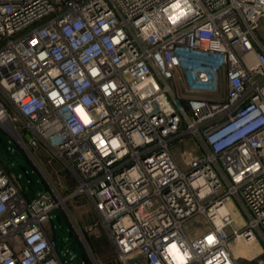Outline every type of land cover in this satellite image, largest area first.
Instances as JSON below:
<instances>
[{"label": "built area", "instance_id": "obj_1", "mask_svg": "<svg viewBox=\"0 0 264 264\" xmlns=\"http://www.w3.org/2000/svg\"><path fill=\"white\" fill-rule=\"evenodd\" d=\"M0 128L75 184L28 198L0 159V264H67L53 212L79 196L119 264H240L230 241H264V0H0Z\"/></svg>", "mask_w": 264, "mask_h": 264}, {"label": "rangeland", "instance_id": "obj_2", "mask_svg": "<svg viewBox=\"0 0 264 264\" xmlns=\"http://www.w3.org/2000/svg\"><path fill=\"white\" fill-rule=\"evenodd\" d=\"M29 138L30 137L27 135L25 140L28 141ZM189 143L190 141L186 140L184 143H178L175 146L182 160L183 167H188L192 155ZM2 156H8V158L3 159ZM15 156H19L20 159L26 163L25 166H22L14 161L11 167L16 174L22 175L20 182L23 186H27L32 190L35 188H43L46 190L47 187H51V183L58 190L62 198H66L74 192V177L64 165L59 161H56L58 164H53V167L47 165V175H44L36 162L28 154L24 153L16 139L5 129L0 128V159L9 170H12L9 161ZM45 157L47 156L40 158L41 162L46 165ZM25 195L31 198L26 192ZM65 205L67 209L62 207L53 212L52 223L56 227V233L59 234L61 229H64L66 232V243H68V247L71 249V255L66 257L68 260L67 264H72L71 260L75 255H78V264H113V261H109L112 259H109L111 254L110 250L112 248L107 235L102 226L97 224V218L87 198L84 196L74 197L68 200ZM237 222L239 225H243L244 223L240 218H238ZM76 223H80L82 226L93 227V230L88 232L79 225V230L83 234L85 241H83L78 234L75 226ZM206 229V222L200 217L194 218L187 225V231L190 235H199ZM95 244L101 245L103 249L100 252L96 251L94 249ZM58 246H60V243ZM58 249L65 258L63 249L60 247ZM88 249L91 252H89ZM230 249L240 264H251L264 256V241L260 235H258V239L250 245L237 241H230ZM106 258L109 259L107 260L108 262L106 260L104 261Z\"/></svg>", "mask_w": 264, "mask_h": 264}, {"label": "crops", "instance_id": "obj_3", "mask_svg": "<svg viewBox=\"0 0 264 264\" xmlns=\"http://www.w3.org/2000/svg\"><path fill=\"white\" fill-rule=\"evenodd\" d=\"M176 144L173 146V152H174V154H175V157L177 158V160H178V162L180 163V164H183L182 163V160H181V158H180V156H179V154L177 153V151H176ZM47 154V155H46ZM36 156H37V160L39 161V163L41 164V167L43 168V171H44V175H47V171H46V166L47 165H49V166H52L53 167V164H58L56 161H58L57 159H53L52 161H51V163H49L48 162V160L50 159V154L47 152V151H42V152H37L36 153ZM43 156H47V157H45V160H46V165H45V163H43V162H41V158L40 157H43ZM53 162V163H52ZM56 172V171H55ZM50 183V182H49ZM50 185H51V183H50ZM74 186H75V184H74ZM52 187V186H51ZM51 187H47V189L46 190H44L43 188V191H45V192H48V193H52V194H56L55 192H54V190H53V188H51ZM30 189V188H29ZM36 189V188H35ZM31 191H33L32 189H30ZM57 190V189H56ZM57 194L59 195V192H58V190H57ZM57 194H56V196H57ZM76 226H77V228L79 229V225H80V223H76L75 224ZM80 227H83L84 229H86L87 228V226H85V225H83L82 226V224L80 225ZM74 233V232H73ZM192 237H196L197 235H191ZM108 238V237H107ZM108 241H109V239H108ZM109 243H110V246H111V250L113 251H111L110 250V257H109V259H111V260H109L108 258H106V259H104V261L106 260H109V261H113V264H119V262H118V260H117V256H116V252H115V249H114V247H113V245L111 244V242L109 241ZM94 249L96 250V251H101L102 249H103V247L101 246V245H96L95 244V246H94ZM89 250V249H88ZM89 252H91L90 250H89ZM91 254V253H90ZM113 255V256H112ZM112 256V257H111ZM108 262V261H107Z\"/></svg>", "mask_w": 264, "mask_h": 264}, {"label": "water", "instance_id": "obj_4", "mask_svg": "<svg viewBox=\"0 0 264 264\" xmlns=\"http://www.w3.org/2000/svg\"><path fill=\"white\" fill-rule=\"evenodd\" d=\"M2 157H3V159H7V156H2ZM13 160L16 161L19 165H22V166H25V164H26L25 161L21 160L19 156H15ZM9 165H11V163H9ZM12 172L15 173L13 169H12ZM24 190L26 191V193L29 196L36 197L37 193L41 192L43 189L42 188H36L33 191H31L29 189V187L24 186ZM65 236H66V233H65L64 229H61L60 230V234H59V238H58V242L60 243V246L63 247V248L66 246V244L64 243ZM66 251L69 253L70 249L66 248ZM72 264H78V255L74 256V258L72 260Z\"/></svg>", "mask_w": 264, "mask_h": 264}, {"label": "flooded vegetation", "instance_id": "obj_5", "mask_svg": "<svg viewBox=\"0 0 264 264\" xmlns=\"http://www.w3.org/2000/svg\"><path fill=\"white\" fill-rule=\"evenodd\" d=\"M59 234H60V233H59ZM59 234H58V233L56 234V236H57V240H58V238H59Z\"/></svg>", "mask_w": 264, "mask_h": 264}]
</instances>
